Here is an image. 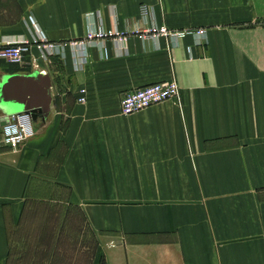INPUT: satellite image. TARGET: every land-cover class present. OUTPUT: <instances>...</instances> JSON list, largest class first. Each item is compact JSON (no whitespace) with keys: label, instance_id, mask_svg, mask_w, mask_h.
Masks as SVG:
<instances>
[{"label":"crops","instance_id":"1","mask_svg":"<svg viewBox=\"0 0 264 264\" xmlns=\"http://www.w3.org/2000/svg\"><path fill=\"white\" fill-rule=\"evenodd\" d=\"M27 16L62 45L43 58ZM152 24L182 34L131 33ZM97 27L124 38L91 40L76 67L69 42ZM19 38L0 124L27 97L45 107L0 146V264L34 198L80 213L91 264H264V0H0V40ZM170 79L176 98L119 112L122 91Z\"/></svg>","mask_w":264,"mask_h":264},{"label":"rangeland","instance_id":"2","mask_svg":"<svg viewBox=\"0 0 264 264\" xmlns=\"http://www.w3.org/2000/svg\"><path fill=\"white\" fill-rule=\"evenodd\" d=\"M7 240L4 264H91L96 247L80 213L47 198L26 200Z\"/></svg>","mask_w":264,"mask_h":264},{"label":"built area","instance_id":"3","mask_svg":"<svg viewBox=\"0 0 264 264\" xmlns=\"http://www.w3.org/2000/svg\"><path fill=\"white\" fill-rule=\"evenodd\" d=\"M147 12V7L144 5L140 6L141 15H145ZM27 21L33 27V30L39 35L36 38H33L31 42L34 43L37 48H41L44 51H42L43 53L41 55L43 58L48 52L62 45V43L46 42L42 33L37 27H35L33 19L30 16H27ZM131 33H134L139 37H153L158 34L166 35L167 37H174L182 34L181 32H171L164 25L157 26L154 24L141 32L135 30ZM196 33L203 34L204 29H198L196 30ZM107 36L121 40L124 38V33H119L114 30L105 31L101 27H97L96 29L88 28L83 38L70 41L69 43L71 46H78L80 49L78 56L74 55L76 67H79L85 61V45L93 39H102ZM29 42L30 41L23 38L0 40V58L12 62L19 61L23 53L27 52L28 45L30 44ZM178 92V84L173 79L152 82L138 88L122 91L118 100V109L121 114L127 115L151 104L176 98ZM83 93L84 90L82 88L79 89V96L76 98L77 102L84 101ZM32 135L33 128L28 111L8 112V114L5 115L3 122L0 124V146L4 145L10 149H14L18 144Z\"/></svg>","mask_w":264,"mask_h":264},{"label":"water","instance_id":"4","mask_svg":"<svg viewBox=\"0 0 264 264\" xmlns=\"http://www.w3.org/2000/svg\"><path fill=\"white\" fill-rule=\"evenodd\" d=\"M44 78V77H43ZM44 88H41V92L44 94ZM25 100V99H24ZM45 107L42 101H33L32 97H27L25 102L23 103L22 107L18 111H28L29 113L32 109H39L42 110ZM6 112H14L13 110L8 109Z\"/></svg>","mask_w":264,"mask_h":264}]
</instances>
